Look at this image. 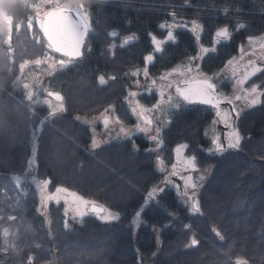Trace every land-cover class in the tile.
I'll list each match as a JSON object with an SVG mask.
<instances>
[{"label": "trees", "instance_id": "obj_1", "mask_svg": "<svg viewBox=\"0 0 264 264\" xmlns=\"http://www.w3.org/2000/svg\"><path fill=\"white\" fill-rule=\"evenodd\" d=\"M122 1L115 12L120 22L116 26L123 25V32L115 40L119 42L121 36L129 35L135 37L133 41L109 52L96 53L92 49L80 63L56 70L48 78L47 88L63 95L64 111L48 117L49 111L43 105H33L31 113L25 107V116L18 121L20 130L6 128L0 134V232L4 228L15 231L16 243L22 249L19 256L11 250L0 253V264H21L22 258L26 264L29 254L37 258L35 264H235L238 256L249 264H264V143L259 155L254 129L247 131L240 152L231 150L213 161H200L195 156L197 169L211 166L210 176L197 191L201 213H190L182 198L166 187L134 226L135 212L144 205L149 189L162 178L155 170L154 154L140 148L133 150L128 140L91 149L88 127L72 118L96 116L114 107L117 119L131 123L125 78L130 71L143 68L136 58L152 51L150 34L165 37L167 29L159 25L173 23L170 13L176 14L175 22H187L186 26L173 29L176 40L166 42L161 52L154 53L156 60L149 65V73L156 75L172 69L195 56L201 47L212 48L217 29L229 26L232 37L219 42L200 61V71L211 73L236 55L248 36L264 32V0ZM36 3L8 0L0 5L11 19L10 36L17 52L26 40L27 19ZM225 6L229 7L227 13L223 11ZM193 20L202 25L199 40L189 31ZM238 20L246 25L243 30H237ZM105 37L101 35L100 43L105 44ZM6 41L7 36L1 32L0 50L5 56L0 66L9 70ZM15 72L18 74V63ZM101 75L105 78L103 85L99 83ZM256 82L253 79L248 84ZM9 93L13 104L24 99L23 90H14L11 80L0 98L9 99ZM196 112L193 107L183 106L169 116V126L162 132L167 151L164 161L172 156L171 148L179 144L188 145L186 156L194 155L197 128L208 121V114L201 112L197 123ZM245 127L249 129L246 124ZM32 136L33 153L29 143ZM29 159L33 160L32 176L27 172ZM13 175L21 176V188L15 187ZM32 177L50 179V192L57 186L65 187L110 208L121 218L105 224L86 216L83 223H74L71 216H64L61 202H51L46 213L50 223H46L45 216L36 211L39 198ZM9 215L16 219L9 221ZM65 219L69 229L64 228ZM213 227L221 231L223 240L212 232ZM194 236L199 243L192 247L190 240Z\"/></svg>", "mask_w": 264, "mask_h": 264}, {"label": "snow or ice", "instance_id": "obj_2", "mask_svg": "<svg viewBox=\"0 0 264 264\" xmlns=\"http://www.w3.org/2000/svg\"><path fill=\"white\" fill-rule=\"evenodd\" d=\"M105 0H102L104 3ZM223 11L227 13L229 7L225 6ZM34 13V14H33ZM173 16V23H161L160 29H167L165 39H158L155 35L150 34L151 42L155 52H161L164 44L169 41H175L176 36L174 35L173 29L184 28L185 24L176 23V14L170 13ZM192 27L189 29L193 34L196 35L199 40L198 30L202 29V25L196 20L191 22ZM237 30H243L246 25L243 22L237 21ZM92 32L90 25V12L87 8L82 5H77L73 0H39V3L33 4L31 12L27 19L25 36L26 40L22 41L19 45V51L12 45L11 36L8 37L6 45L8 48V59L10 60L9 71L12 73L11 85L14 90H23V98L18 103H11L12 93H9V99L0 100V125L7 129L18 132L20 130L19 119L24 118V108L27 107L29 113L33 111V105L43 104L47 105L49 112L48 117H54L57 113L64 111L63 100L64 97L59 91L44 89L45 96L44 100L39 99L37 87L40 84V79L34 73H25V70L30 66H41L47 64L48 68L45 70L46 75L52 76L53 72L59 68L61 70L67 69L70 65H76L80 63L84 57V49L87 47L86 41L89 38V34ZM109 35L113 38L117 36L115 30L111 31ZM29 37L31 39L29 40ZM232 37V32L229 26L219 27L215 32L213 43H218L221 40H229ZM135 37L127 36L124 37L122 42L127 44ZM248 45L252 49L251 52L246 53L249 59L245 62L244 55L245 50L243 47L240 48L242 55L237 58L228 60L226 68H230L233 77H237L236 85L239 86L241 94L235 95V100L246 99L249 106L260 103V97L264 96V92L258 91L259 85L252 84L250 88H244L243 86L252 77L256 76L257 73H264V67L258 65L257 61L264 63V35L255 37H247ZM116 47L115 44L109 46V51H112ZM257 47L259 48V54H257ZM214 49L201 47L199 49V55L190 57L191 61L203 59V54L208 53ZM5 53L0 50V59L4 58ZM252 57H256L253 59ZM153 60V55H147L144 57L145 68L143 75L149 77V70L147 65ZM18 63V74L15 72V66ZM193 68L196 69V75H192ZM242 70V74L241 73ZM139 69L131 73L133 76L139 75ZM174 74H178L183 77L182 80L174 81L170 79ZM111 78V77H110ZM31 79V82H29ZM159 80L162 83L158 88L159 99L156 101L151 108L145 107L135 100L137 97L136 92H130L129 96L134 100V106H131L132 114L137 117L138 123L136 125V131L145 133L148 135L152 131V125L154 118H150L147 113L152 112H164L167 109H179L183 105H206L210 106L215 111V119L213 124L222 123L227 131L224 133L225 143H221L219 136L213 135L211 140L212 148L209 152L214 149L215 153L220 154L225 152L226 149H240L241 148V135L236 130L235 123L228 111L221 108V104H233L234 100L232 97H228L218 92L217 86L212 82V78L206 76L200 71L199 64L185 65L181 68L180 65L171 71H166L160 75ZM99 83L103 85L105 78L103 75L99 77ZM156 85V80L152 79L149 88ZM175 96L172 95L171 91L167 93L165 89H173ZM25 100L28 104L25 105ZM52 101L56 103L53 104ZM103 116V113L101 114ZM239 113H237V116ZM79 119V117L77 118ZM103 123L105 127L109 124V119L104 117ZM117 124H120V133L124 136H130V131L124 127L121 120H116ZM166 123V122H165ZM162 128L157 126L155 128V134L149 135L148 138L155 142L156 148L161 149L163 145V138L161 136ZM35 131H33V136ZM91 147L93 149L100 147V141L93 138ZM134 149L136 145H133ZM188 147L187 144H179L174 149L175 163L171 165L172 171L168 176H165L162 183L169 185L171 183V177L176 176L180 181L183 182L184 191L180 193L182 198H185V203L188 204V210L190 213H201V205L197 197V191L199 189L198 181L204 179L203 175L194 178L192 173L196 172L197 169V158L193 156H186L184 154L185 149ZM33 163L32 159L28 160V164ZM163 160L157 157L158 170L163 171ZM181 172L188 173L187 175H181ZM15 187L17 189L22 187L23 181L21 176L13 175L11 177ZM31 183H34L40 196L39 206L36 211L41 215L45 216L46 223H50L46 213L48 212L49 202L55 201L59 204L63 200L64 205V216L67 218L71 213V220L74 223H83L84 217L92 215L102 223L112 224L113 222L120 220V214L112 211L110 208L97 203L95 200L85 199L75 191H69L65 187L57 186L54 192L48 190L50 179H36L32 178ZM189 189L191 192H189ZM165 193V188L154 186L145 197V203L140 210L135 212L133 219V225L137 226L140 222L143 212L148 207L149 203L157 200L161 197V194ZM2 219V217H0ZM15 216L9 215L8 220L14 221ZM187 227V225H186ZM64 228L69 229L70 223L67 219L64 222ZM155 228V226H154ZM212 232L221 240L224 239L221 231L216 227L212 228ZM0 236L3 237V243L0 244V253H8L11 250L12 253L19 256L22 249L18 247L16 243L17 233L10 231L9 228H4L0 232ZM12 237V239H9ZM199 243L195 236L191 239L190 245L195 246ZM36 248H40L39 244L35 245ZM224 255L227 257L229 254L225 252ZM36 257L32 254L27 256L26 264H35ZM21 264H25L23 258ZM235 264H249V261L243 257L238 256L235 260Z\"/></svg>", "mask_w": 264, "mask_h": 264}, {"label": "flooded vegetation", "instance_id": "obj_3", "mask_svg": "<svg viewBox=\"0 0 264 264\" xmlns=\"http://www.w3.org/2000/svg\"><path fill=\"white\" fill-rule=\"evenodd\" d=\"M34 2L39 3V0H34ZM63 2V0H62ZM73 2L77 5H82L84 8H87L90 12V25L92 27V32H90L89 34V38L86 41L87 47H85L84 54H91V52L93 51L92 49H94L97 53L98 50H105L109 52V46L111 44H115L116 47L112 50H116L117 48H122V42L124 40V37H127L129 35L126 36H121V38L119 39L118 43H115V39L117 37H119V34H122V30H123V25L122 26H116L120 24V22L118 21V15L116 14L115 10L118 8V6L123 3L122 0H105L104 3H102V0H73ZM179 23V22H176ZM185 24L187 22H180ZM105 30L104 33L108 34L109 39L111 41H109V43H100L99 38H101V31ZM179 29V28H176ZM115 30L117 32V36L115 37V39H112L111 36L109 35V33L111 31ZM264 33V32H263ZM263 33H261L260 35H262ZM167 34V33H166ZM91 35V38H90ZM100 35V36H99ZM258 35V36H260ZM166 36V35H165ZM90 39V40H89ZM133 41V40H131ZM131 41H129L128 43H130ZM127 43V44H128ZM152 43V42H151ZM153 47V46H152ZM100 51V52H101ZM252 49L248 48L247 50H245V53H243L244 55V61H242V63H245L249 57L246 53L251 52ZM94 53V54H96ZM154 53H159V52H155L154 48L152 49V51L147 54V55H153V60L147 65V67H149V65H151L156 59H155V54ZM110 56H113V53H109ZM257 54H259V48L257 47ZM146 55V56H147ZM242 55V53H240V55L237 57V59H239V57ZM144 57H141L140 59L136 58V61H140L143 65V69L145 68V63H144ZM253 59H256V57H252ZM95 61H97V59H94ZM117 61V58L115 59ZM115 61V62H116ZM135 60H132L131 62H133ZM258 65L261 67H264V63H261L260 61H257ZM149 70V68H148ZM171 69L167 70L170 71ZM143 72V71H142ZM166 72V71H164ZM164 72H161L159 74H154L151 75L149 73V77L145 78L142 76H139L140 79L138 83L141 84V86L137 89V92H139L141 90V93H137V97L135 98V100H139V102L141 104H143L145 107L151 108L152 105L155 103L156 101V93H154L152 91V87L149 88L148 82L152 81V79L156 80V84L158 85V87L162 84V83H166V82H162L159 80V77L161 74H163ZM207 73V72H204ZM210 74V73H208ZM242 74V70L241 73ZM239 75V74H238ZM237 77H233V75L231 76V78H234L235 80L238 78ZM151 79V80H150ZM170 79H173V76L170 77ZM225 79V78H224ZM255 80L256 85H259V89L258 91H262L264 92V88H263V84H264V73H257L256 76L252 77L251 80ZM247 81L245 83V85L243 86L244 88H250L252 85H249L248 83L251 81ZM218 92L222 93L225 96L228 97H232L234 100L233 106L234 109L236 111V115H235V126H236V130L240 133L241 135V143L244 141V136L247 134L248 130L254 129L257 141L260 144V148H259V152L258 154L261 155L262 152V147L261 145L264 143V96L260 97V103L255 104V105H251L249 106L247 103L246 99H241V100H235V95L237 94H241L242 93L239 91L238 92H230V90H223L220 89L219 86L216 84ZM148 89V92H144L145 89ZM49 90H51L49 88ZM143 91V92H142ZM169 89H165L166 92V96L168 93ZM174 91V88H173ZM153 92V94H151ZM175 93V92H174ZM151 94V95H150ZM152 101H154V103H152ZM126 105L132 115V120L130 125L127 126V128H131L134 127V129L136 130V125L138 123L137 117L135 115L132 114L131 111V106H134V100L132 97H128V100H126ZM131 105V106H130ZM185 106V105H183ZM182 106V107H183ZM193 107L197 112H196V122L199 123V113L204 112L208 114V121H205V125L204 126H200L199 128H197L196 131V135H195V142H194V156H196L200 161H213L215 158H223L225 155H227L226 152L228 151H238L240 152L238 149H226L225 152L217 154L214 152V149L212 150V152H209V149L212 148L211 145V140L213 135H215L216 132V126L218 123L213 124V120L216 118L215 117V111L212 108H207V107H201V106H191ZM252 109H255L254 112H249ZM225 111H228L231 115V112L229 111L228 108L224 109ZM103 113V116L101 115ZM102 113L98 116L97 120L100 118V120L103 122L104 117H107L109 119V126L105 127V125L103 126L102 124L98 126V141H100V147L103 145H107L110 143H113L115 141L118 140H128L129 141V146L131 148H134L133 145H136V148H140L142 150H148V148L150 146H153L152 148H154L153 153H158L159 156L157 157H161V159L163 160L164 158V154L161 151V149L156 148V144L154 141L150 140L148 138L149 135H154L155 134V128L158 126L157 124L160 125V122L157 121V119H154V123L151 126L152 127V131L146 135L145 133L142 132H138L135 131L136 137L129 139H122V138H118V137H113L114 135H116V131H117V126H110V123H112V121L114 119H116V113H115V109L114 107H108L106 108L104 111H102ZM237 113H239V115L237 116ZM147 115L150 118H153L152 116L154 115V113L149 112L147 113ZM78 117H86L83 115H74L72 118L76 121H80L81 120L77 119ZM232 117V115H231ZM84 124V123H83ZM221 124V129H222V136L224 138V133L227 131V129L224 128L223 124ZM245 124L249 126V129L245 127ZM87 125V124H86ZM90 131V128H89ZM92 140V138H91ZM163 146V145H162ZM173 147V146H172ZM160 150V151H159ZM172 150L173 148H171V154H172ZM150 152V150H149ZM161 153V156H160ZM156 157V158H157ZM164 164V163H163ZM166 172H160L163 177L165 178V176H167L169 174L170 171H172L171 167H168L167 165H164ZM207 168H210L211 171V166H208ZM168 187V185H167Z\"/></svg>", "mask_w": 264, "mask_h": 264}, {"label": "rangeland", "instance_id": "obj_4", "mask_svg": "<svg viewBox=\"0 0 264 264\" xmlns=\"http://www.w3.org/2000/svg\"><path fill=\"white\" fill-rule=\"evenodd\" d=\"M4 2H7V0H0V5H1V3H4ZM0 9H1V7H0ZM7 19H9V18H7ZM9 21H10V19H9ZM10 30H11V21H10ZM10 30L7 32V34H5L6 32L4 31V30H1L0 29V33L2 32V33H4L6 36L7 35H10ZM104 29L101 31V35H102V37H105L106 35H105V33H104ZM108 35V34H107ZM262 35H264V33L262 34ZM262 35H260V36H262ZM109 37V36H108ZM108 37L106 36L105 37V43H107L106 41H109V39H108ZM255 37H259V36H255ZM118 38V37H117ZM116 38V39H117ZM166 38V36L163 38V39H165ZM159 39V38H158ZM222 41H224V40H221V41H219V42H222ZM116 42H118V40H115V43ZM169 42H173V41H169ZM218 42V43H219ZM218 43H215L214 44V46L215 45H217ZM153 46V45H152ZM214 46L212 47V48H209V49H214ZM241 47H243L244 48V50H247L248 48H250L249 47V45H248V41H247V39L245 40V41H243L240 45H239V47H238V50H237V53H236V55H234L231 59H233L234 57L235 58H237L239 55H240V53H241V51H240V48ZM207 53H204L203 54V57L206 55ZM197 55H199V50H198V52H197V54L195 55V56H197ZM195 56H193V57H195ZM202 59H198V60H195V61H191L190 60V58H188V59H186V60H184L182 63H180V64H178V65H180L181 66V68H183L185 65H190V64H200V61H201ZM178 65H176L174 68H177V66ZM227 65V63L221 68V69H219V70H217V71H214V72H211L210 74H208V73H204L206 76H208V77H210V78H212V82L213 83H215V84H217L218 86H219V88L220 89H223V90H230V92L232 91V92H238L239 93V91H240V88H239V86L238 85H236V80L234 79V78H231V76H232V71H231V69L230 68H226L225 66ZM47 68H48V65L47 64H43V65H41V66H39V67H37V66H34V65H30L26 70H25V73L26 74H28V73H34L39 79H40V84H39V86L37 87V91H38V95H39V99L40 100H44V99H46L47 97L45 96V93H44V89H49V88H47V81H48V78L50 77V76H48V75H46V74H44L45 73V70H47ZM174 68H172V69H174ZM59 68H57L56 70H58ZM140 71H139V75H137V76H133V75H131V73L132 72H134V71H137V69H134V70H132V71H130L129 73H127V77L125 78V81H126V88H127V98L129 97V93L130 92H136V93H141V90L139 91V92H137V89L141 86V84L140 83H138L139 82V80L138 79H140V77L139 76H142V77H145L144 75H143V68H138ZM171 69V70H172ZM56 70L53 72V74L56 72ZM170 70V71H171ZM192 75H196V69L195 68H193V71H192ZM146 78V77H145ZM225 78V79H224ZM183 79V77L182 76H180V75H178V74H174L173 75V79L172 80H174V81H178V80H182ZM151 80V79H150ZM29 82H31V79H30V81ZM151 82L152 81H150V82H148V85H150L151 84ZM139 86V87H138ZM157 88H158V85L156 84L155 86H153L152 87V91L154 92V93H156V101L159 99V96H158V92H157ZM169 91H171V93H172V95L173 96H175V93H174V91H173V89H171V90H169ZM168 91V92H169ZM143 92V91H142ZM144 92H148L149 93V91H148V89L146 88L145 90H144ZM153 92L151 93V94H153ZM150 94V95H151ZM166 97L167 96H165V99H166ZM156 101H155V103H156ZM53 102V101H52ZM152 103H154V101H152ZM154 103V104H155ZM53 104H55V102H53ZM153 104V105H154ZM35 105H43V104H35ZM43 106H45L46 107V109L49 111V109H48V107H47V105H43ZM180 109V108H179ZM179 109H167L166 111H164V112H156V113H154V115L152 116L154 119H157V121H159L160 122V125L159 124H157L158 126H160L161 128H162V131H161V136H162V132L165 130V129H167L168 128V126H169V116L174 112V111H176V110H179ZM129 110V109H128ZM100 115V114H99ZM99 115H96V116H91V117H79V120H81V122H83V123H81V124H83V125H85V126H87L88 127V129L90 128V136H91V138H92V140H93V138H95L96 140H98V126L99 125H103L104 126V123L100 120V118L97 120V118H98V116ZM83 116H85V115H83ZM116 120H117V118L116 119H114L113 121H112V123H110V126H117V131H116V135H114L113 137H118V138H122V139H126V138H129V139H132L133 137L135 138L136 137V135L137 134H135V129H134V127H131V128H127V126L128 125H130V124H125V123H123L122 122V124L124 125V127H126L129 131H130V133H131V135L130 136H124L123 134H121L120 133V127H121V125L120 124H117L116 123ZM79 123H80V121H78ZM166 122V123H165ZM87 124V125H86ZM109 126V125H108ZM33 137V136H32ZM31 138V137H30ZM91 138H90V147H91V145H92V140H91ZM29 143H30V140H29ZM33 145H34V143L32 144V145H30L31 147V153H33V151H34V147H33ZM153 146H150L149 148H148V150H146L145 152H149V150H150V153H152V154H154V158H155V170L157 171V172H160L159 170H158V167H157V162H156V157L157 156H159V154L158 153H153V150H154V148H152ZM177 146H175V147H173V150H172V156L170 157V158H168L167 160L169 161V162H167V160L166 161H164L163 160V162H164V165H167L168 167H171V165L173 164V163H175V154H174V149L176 148ZM91 149H93L92 147H91ZM96 149V148H95ZM98 149V148H97ZM133 150H134V148H132ZM136 149V148H135ZM166 150V146H165V144H164V142H163V146H162V152H163V154L164 153H167V151H165ZM160 151V150H159ZM184 154H185V151H184ZM32 155V154H31ZM160 156H161V153H160ZM28 166H31V165H28ZM27 166V167H28ZM28 169V168H27ZM181 174L182 175H187L188 173H184V172H181ZM192 175H193V177L194 178H197V177H199V176H201V175H203V177H204V179L202 180V181H198V183H199V189L203 186V184L207 181V179H208V177L210 176V168H203V169H198L196 172H194V173H192ZM33 178V177H32ZM32 180V179H31ZM164 180V177H163V175H162V178H161V180H160V183L159 184H157L156 186H159V187H162V188H166L167 187V185H165L164 183H162V181ZM33 186L35 187V189H36V191H37V193H38V198H39V203H40V196H39V192H38V190H37V188H36V186H35V184L33 183ZM153 188V187H152ZM152 188H150L149 189V191L152 189ZM198 189V190H199ZM55 191V190H54ZM53 191V192H54ZM189 192H191V190L189 189ZM182 200L185 202V198H182ZM51 202H53V203H55V201H51ZM51 202H49V204L51 203ZM61 203L63 204V200H61ZM187 204V203H186ZM187 206H188V204H187ZM189 207V206H188ZM69 216H71V213H69Z\"/></svg>", "mask_w": 264, "mask_h": 264}, {"label": "water", "instance_id": "obj_5", "mask_svg": "<svg viewBox=\"0 0 264 264\" xmlns=\"http://www.w3.org/2000/svg\"><path fill=\"white\" fill-rule=\"evenodd\" d=\"M9 30V29H8ZM112 39H114L113 37H111ZM61 94V93H60ZM62 95V94H61ZM63 96V95H62ZM186 106H194V105H186ZM196 106H201V107H207V108H211L210 106H206V105H196ZM221 108L222 109H226V108H228L229 109V111L231 112V115H232V119H233V121H234V123H235V115H236V111H235V109H234V106H233V104H231V105H229V104H221ZM215 135L216 136H219L220 137V139H221V143H225V140H224V138H223V136H222V129H221V124L220 123H218L217 124V126H216V132H215ZM33 144V139L32 138H30V145H32ZM215 152V151H214ZM163 167V171L162 172H166V169L164 168V166H162ZM33 167L32 166H29L28 167V174L29 175H32L33 174ZM161 171V170H160ZM171 173V171L169 172V174ZM169 187L172 189V190H174L176 193H177V195L179 196V197H181L180 196V193L181 192H183L184 191V186H183V182L182 181H180L179 180V178L178 177H176V176H172L171 177V183L169 184ZM100 204V203H99ZM89 216H92V215H89ZM190 242H191V240H190ZM196 246V245H195ZM195 246H192V247H195Z\"/></svg>", "mask_w": 264, "mask_h": 264}, {"label": "clouds", "instance_id": "obj_6", "mask_svg": "<svg viewBox=\"0 0 264 264\" xmlns=\"http://www.w3.org/2000/svg\"><path fill=\"white\" fill-rule=\"evenodd\" d=\"M11 80V73L8 69L0 66V94H3L9 85ZM2 100V98H0ZM2 106V105H0ZM6 131V128L0 125V134H3Z\"/></svg>", "mask_w": 264, "mask_h": 264}, {"label": "bare ground", "instance_id": "obj_7", "mask_svg": "<svg viewBox=\"0 0 264 264\" xmlns=\"http://www.w3.org/2000/svg\"><path fill=\"white\" fill-rule=\"evenodd\" d=\"M10 22L6 15L0 9V29L7 30L9 28Z\"/></svg>", "mask_w": 264, "mask_h": 264}]
</instances>
